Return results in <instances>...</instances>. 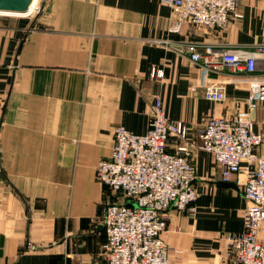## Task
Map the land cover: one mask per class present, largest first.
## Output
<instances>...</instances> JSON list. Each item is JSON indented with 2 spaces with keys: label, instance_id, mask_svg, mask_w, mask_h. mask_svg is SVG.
Instances as JSON below:
<instances>
[{
  "label": "crops",
  "instance_id": "1",
  "mask_svg": "<svg viewBox=\"0 0 264 264\" xmlns=\"http://www.w3.org/2000/svg\"><path fill=\"white\" fill-rule=\"evenodd\" d=\"M239 12L223 30H174L178 14L164 0H43L31 15H0V264L104 260L103 215L118 198L96 168L112 155L115 128L146 134L160 96L197 142L204 117L244 109L248 75L206 73L186 51L262 44L264 0H240ZM214 81L225 83L223 103L204 97ZM251 117L263 132L264 102ZM194 162L197 210L172 207L162 235L171 264H236L226 236L244 230L246 174L224 183L211 154Z\"/></svg>",
  "mask_w": 264,
  "mask_h": 264
},
{
  "label": "built area",
  "instance_id": "2",
  "mask_svg": "<svg viewBox=\"0 0 264 264\" xmlns=\"http://www.w3.org/2000/svg\"><path fill=\"white\" fill-rule=\"evenodd\" d=\"M164 2L178 14L174 30L183 23L223 30L231 18L242 17L240 0ZM186 51L190 60L206 73L226 70L248 75L243 82L250 89L246 107L231 117H204L197 142L188 138L184 123L168 117L160 96L150 107L146 134L116 127L112 155L101 159L96 168V179L118 198L106 205L103 215L107 236L104 260L74 264H171L169 247L162 235L172 207L190 214L197 210L194 157L198 150L213 156L222 181L246 174L241 186L247 202L244 230L226 236L228 252L236 264H264V131H255L251 117L258 104L264 102V42L252 49L232 47L220 53L211 46L200 52L191 45ZM152 75L158 76L155 69ZM203 94L207 100L223 103L225 83L204 84ZM243 163H247L245 169Z\"/></svg>",
  "mask_w": 264,
  "mask_h": 264
},
{
  "label": "water",
  "instance_id": "3",
  "mask_svg": "<svg viewBox=\"0 0 264 264\" xmlns=\"http://www.w3.org/2000/svg\"><path fill=\"white\" fill-rule=\"evenodd\" d=\"M38 1L39 0H0V15H31Z\"/></svg>",
  "mask_w": 264,
  "mask_h": 264
},
{
  "label": "rangeland",
  "instance_id": "4",
  "mask_svg": "<svg viewBox=\"0 0 264 264\" xmlns=\"http://www.w3.org/2000/svg\"><path fill=\"white\" fill-rule=\"evenodd\" d=\"M42 1H43V0H40V2H39V5H38L39 8L41 7V3H42ZM198 151H201V150H198ZM196 152H197V151H196Z\"/></svg>",
  "mask_w": 264,
  "mask_h": 264
},
{
  "label": "bare ground",
  "instance_id": "5",
  "mask_svg": "<svg viewBox=\"0 0 264 264\" xmlns=\"http://www.w3.org/2000/svg\"><path fill=\"white\" fill-rule=\"evenodd\" d=\"M39 2H40V1H39ZM39 2H37V3H38V5H39ZM38 5L36 4V6H35V8H34V9H35V11H36V9H37V8H39V7H38Z\"/></svg>",
  "mask_w": 264,
  "mask_h": 264
}]
</instances>
